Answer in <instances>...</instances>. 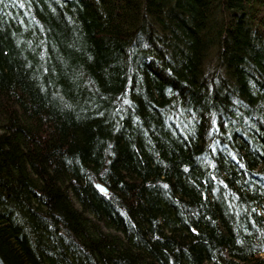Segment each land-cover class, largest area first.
<instances>
[{"label": "trees", "instance_id": "16d2710c", "mask_svg": "<svg viewBox=\"0 0 264 264\" xmlns=\"http://www.w3.org/2000/svg\"><path fill=\"white\" fill-rule=\"evenodd\" d=\"M0 254L264 264V0H0Z\"/></svg>", "mask_w": 264, "mask_h": 264}, {"label": "water", "instance_id": "95a60500", "mask_svg": "<svg viewBox=\"0 0 264 264\" xmlns=\"http://www.w3.org/2000/svg\"><path fill=\"white\" fill-rule=\"evenodd\" d=\"M97 187L99 188V190L104 193V194H108V190L101 184H98ZM0 264H6L5 260L3 259V257L0 254Z\"/></svg>", "mask_w": 264, "mask_h": 264}, {"label": "bare ground", "instance_id": "6f19581e", "mask_svg": "<svg viewBox=\"0 0 264 264\" xmlns=\"http://www.w3.org/2000/svg\"><path fill=\"white\" fill-rule=\"evenodd\" d=\"M12 2H14V1H12ZM14 5V4H13ZM107 188V187H106ZM97 189V188H96Z\"/></svg>", "mask_w": 264, "mask_h": 264}]
</instances>
